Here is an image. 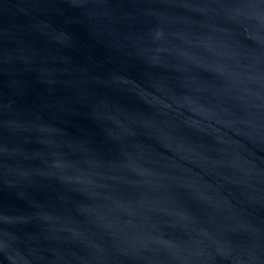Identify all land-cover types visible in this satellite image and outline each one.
I'll list each match as a JSON object with an SVG mask.
<instances>
[{"label": "water", "instance_id": "water-1", "mask_svg": "<svg viewBox=\"0 0 264 264\" xmlns=\"http://www.w3.org/2000/svg\"><path fill=\"white\" fill-rule=\"evenodd\" d=\"M0 264H264V0H0Z\"/></svg>", "mask_w": 264, "mask_h": 264}]
</instances>
